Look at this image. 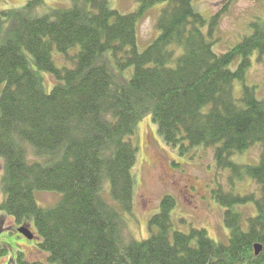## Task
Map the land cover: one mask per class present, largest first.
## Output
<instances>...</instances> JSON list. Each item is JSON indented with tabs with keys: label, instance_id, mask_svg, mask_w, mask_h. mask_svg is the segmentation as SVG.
<instances>
[{
	"label": "trees",
	"instance_id": "trees-1",
	"mask_svg": "<svg viewBox=\"0 0 264 264\" xmlns=\"http://www.w3.org/2000/svg\"><path fill=\"white\" fill-rule=\"evenodd\" d=\"M138 1L128 14L109 0H72L42 15L32 11L45 0H29L3 11L15 22L0 35V213L18 226L33 220L48 264H264V100L246 83L253 57L264 55V19L222 53L213 41L220 12L208 19L195 0ZM161 3L160 33L140 49L137 24ZM44 72L54 79L50 91ZM148 114L168 145L180 152L213 148L217 167L231 170V183L250 179L258 187L245 194L235 193L234 184L213 190L224 207L226 242L205 228L176 229L173 194L150 218L149 237L127 235L137 130ZM254 146L257 163L233 160ZM36 191L61 195L42 207ZM250 205L245 216L242 207ZM16 260L43 264L22 252Z\"/></svg>",
	"mask_w": 264,
	"mask_h": 264
},
{
	"label": "rangeland",
	"instance_id": "rangeland-1",
	"mask_svg": "<svg viewBox=\"0 0 264 264\" xmlns=\"http://www.w3.org/2000/svg\"><path fill=\"white\" fill-rule=\"evenodd\" d=\"M29 0H0V35L5 34L14 26V20L3 15L4 10L19 9ZM112 8L123 14L137 10L138 0H109ZM195 7L206 18L220 12L219 21L214 31L213 41L216 52H226L237 44L244 36L252 33L251 24L264 19V0H195ZM72 0H45V4L36 7L32 12L42 15L52 7H70ZM164 3L151 8L137 24L138 46L145 49L153 39L159 35L156 26L158 15ZM208 29V25L205 26ZM252 59L248 70L246 83L256 86L257 96L264 100V55L259 61ZM55 58L62 64L63 58L57 53ZM46 89L50 91L54 79L48 73H43ZM241 84L236 83V95H240ZM137 143L139 154L134 168L137 180L136 197L132 213L124 212L126 233L138 240L150 235V218L158 213L160 202L165 194H173L177 205L173 210V221L176 229L189 230L192 226L205 228L208 234L216 241L226 242L230 231L224 223V207L212 196L213 190L219 186L224 190L245 194L257 191L258 187L250 179L233 181L231 170L218 168L214 158L213 148L199 146L180 152L179 148L164 142L157 131L152 116L148 114L138 125ZM260 157V146H254L247 152L236 154L233 160L238 163H257ZM2 159V158H1ZM3 173V163L0 160V179ZM230 183V184H229ZM231 186V187H230ZM0 187V200L2 199ZM58 192L36 191L35 197L42 207H49L58 202ZM110 203L121 210L109 193H105ZM245 216L253 212L252 206L242 207ZM0 223L4 230L0 231V249L6 254L0 255V264H17L19 252L24 254L28 262H42L48 264V254L42 251L38 243L40 237L32 221L28 225L36 234V239H28L18 231L15 219L7 214L0 213Z\"/></svg>",
	"mask_w": 264,
	"mask_h": 264
},
{
	"label": "water",
	"instance_id": "water-1",
	"mask_svg": "<svg viewBox=\"0 0 264 264\" xmlns=\"http://www.w3.org/2000/svg\"><path fill=\"white\" fill-rule=\"evenodd\" d=\"M19 232H21L23 235H25L28 239H33L34 238V235L33 233L31 232V230L26 227V226H23V227H20L19 228ZM256 248V254H258L262 248V246L260 244H257L255 246Z\"/></svg>",
	"mask_w": 264,
	"mask_h": 264
}]
</instances>
